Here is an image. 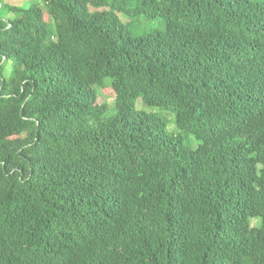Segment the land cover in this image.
<instances>
[{
  "label": "trees",
  "instance_id": "trees-1",
  "mask_svg": "<svg viewBox=\"0 0 264 264\" xmlns=\"http://www.w3.org/2000/svg\"><path fill=\"white\" fill-rule=\"evenodd\" d=\"M39 1L0 0V264H264V0Z\"/></svg>",
  "mask_w": 264,
  "mask_h": 264
},
{
  "label": "rangeland",
  "instance_id": "rangeland-1",
  "mask_svg": "<svg viewBox=\"0 0 264 264\" xmlns=\"http://www.w3.org/2000/svg\"><path fill=\"white\" fill-rule=\"evenodd\" d=\"M4 3H7L11 6H24L27 7L29 4L33 3L34 0H3ZM36 2H40L39 0H35ZM41 3V2H40ZM42 4V3H41ZM91 10H94L93 8ZM119 17L125 24L127 31L133 36V37H144L148 34H151L157 30L164 31L165 21L162 18H157L154 20H147L144 17H138V18H130L126 16L124 13H120ZM7 77H9L10 72H7ZM99 95L101 96L99 99L100 103L108 102L109 105L112 107L115 103V97L112 94V92L109 89H103L98 88ZM137 110H143L146 112L156 113L162 116L167 121V129L169 132H174L176 129L175 126V116L173 112L167 110V109H161V108H155V107H149L143 104L142 100L139 99L137 101ZM115 110L110 109V111L106 114V116L114 113ZM191 140V146L193 148H196L199 145V141L196 140L193 136L189 137ZM255 222V221H254Z\"/></svg>",
  "mask_w": 264,
  "mask_h": 264
}]
</instances>
